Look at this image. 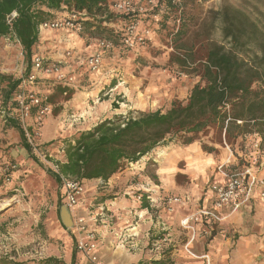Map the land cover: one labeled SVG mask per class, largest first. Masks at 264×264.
Instances as JSON below:
<instances>
[{"label":"rangeland","instance_id":"374dc122","mask_svg":"<svg viewBox=\"0 0 264 264\" xmlns=\"http://www.w3.org/2000/svg\"><path fill=\"white\" fill-rule=\"evenodd\" d=\"M200 1L201 19L206 20L224 3L248 11L256 7L264 11V0ZM147 24L152 33L145 45L135 49L115 45L114 49L103 53L102 66L98 71L92 70L87 62L94 53L93 49L97 48L90 31L82 34L68 29L40 31L33 54L60 63L63 72L74 78L69 84L74 94L68 100L65 94L56 90L58 82L53 75H42L33 83L27 81V60L22 45L13 37L0 40V75L12 80L22 78L25 92L48 95L51 106L39 135L33 140V151L38 160H34L22 147L19 132L9 126L5 116L0 114V264H44L50 257L57 259V264H73V251L76 253L74 264H94L86 253L77 248V240L84 234L76 226L79 217H85L89 229L96 232L101 256L105 263L112 262L108 264H114L115 257L122 256L121 253L128 256L127 264L150 262L146 258L137 261L133 233L140 239L139 248L145 251L164 238V233L172 232L176 240L184 239L182 244L194 241L201 252L207 250L211 238L220 231L217 226L212 229L201 223H190L195 231L182 225L181 220L194 213V202L191 210H186V216L180 219L181 211L164 199L168 195L182 200L187 196L198 200L206 192L216 163L223 160L227 152L225 142L218 143L219 137L213 133L191 145H183L177 140L159 147L138 162L125 164L108 181H84L78 205L71 210L74 227L66 229L60 221V206L66 204L62 198L66 181L59 184L48 169L56 171V161L65 160L66 138L78 134L82 131L78 128L90 125L91 121L99 123V118H92V114H86V111L94 112L97 105L106 104L108 99L118 101L115 105L127 113L137 111L135 116L142 110L165 111L173 101H185L199 80L198 76L186 74L170 63L172 48L168 30L161 29L155 20H149ZM212 38L227 44L222 37L219 20ZM91 91L95 93L93 96L89 93ZM84 113L86 118L79 119ZM73 116L77 120L73 121ZM34 120L28 119L27 126ZM222 136L224 138V133ZM251 140L252 135L247 134L228 145L237 153H248ZM203 143L214 146L216 150L212 153L204 151ZM198 155L212 159L210 163L204 159L206 168L202 174L196 171ZM140 191L149 193L150 208L142 206ZM244 212L242 225L235 232L233 248L241 238H249L248 264H264V210ZM163 222L172 224V229L163 230L166 227ZM228 233H233V230ZM178 248H171L172 252L166 254L163 264H195L191 259L195 255L188 245H183L181 254ZM108 255L113 259H106Z\"/></svg>","mask_w":264,"mask_h":264},{"label":"trees","instance_id":"16d2710c","mask_svg":"<svg viewBox=\"0 0 264 264\" xmlns=\"http://www.w3.org/2000/svg\"><path fill=\"white\" fill-rule=\"evenodd\" d=\"M112 2L0 0V40L13 37L20 42L26 53L28 78L33 48L39 41V26L71 12L85 14L79 15L84 25L80 34L90 31L93 37L120 44L125 23L141 17L138 11L115 14L111 10ZM139 6L146 8L144 23L155 20L154 15H158L155 21L161 29L168 30L172 48L170 63L186 74L198 76L199 80L185 101L175 100L165 111H140L135 116L137 111L132 110L128 116L107 118L89 130L66 138L65 160L56 161V171L48 169L59 184L63 178H73L81 184L93 179L108 181L125 164L136 163L159 147L177 140L191 145L211 133L218 135L220 144L235 142L247 134L256 135L264 147V11L258 7L248 11L224 3L206 20L201 19L200 0H157L152 7L141 0ZM14 11L17 16L8 23ZM217 20L227 44L212 38ZM22 82V78L12 80L0 75L3 105L11 112V116H4L8 125L19 132L22 147L38 160L26 136L19 107L15 100L11 101L24 88ZM56 86L59 93L66 95V100L74 94L69 85L57 83ZM31 110L29 119L35 118L38 107L32 106ZM0 114L3 115L1 111ZM202 148L208 153L216 150L206 143ZM138 195L142 206L150 208L149 193L140 191ZM57 262L50 257L44 264ZM153 262L163 264L162 260Z\"/></svg>","mask_w":264,"mask_h":264},{"label":"built area","instance_id":"2783aa9c","mask_svg":"<svg viewBox=\"0 0 264 264\" xmlns=\"http://www.w3.org/2000/svg\"><path fill=\"white\" fill-rule=\"evenodd\" d=\"M148 7L154 6L157 0H143ZM141 0H113L111 10L118 15L132 14L139 12L140 19L131 22H126L124 25L123 38L120 44L127 49H135L145 45L151 38L152 28L149 24L144 23L142 17L146 11L145 6H139ZM79 15L71 12L51 21H47L39 26V30L46 29H68L80 33L84 29V25L79 21ZM17 16L14 11L8 17V23H11L13 18ZM155 20L159 18L154 15ZM97 50L88 57V65L98 71L102 66L103 53L115 48L112 40L107 38H96ZM45 60L47 62H45ZM42 75H53L58 83L69 85L74 80L63 72L60 63L49 61L39 55H34L32 58V69L28 76L29 82L37 81ZM15 100L19 107L20 117L26 136L29 142L34 145V139L40 133V129L44 122V117L50 112L51 106L47 95L38 94L34 91L25 92L20 90L15 93L11 101ZM32 106H37L38 110L35 116L34 124L27 126L26 122L31 116ZM0 111L3 115H11L3 105L2 85L0 83ZM250 152L237 153L225 143L228 155L220 161L215 172L218 178L210 185V193L213 198V206L210 208H200L196 212L190 214L181 220V224L188 228L195 229L193 224H205L214 229L217 224L230 217L233 213L247 207L251 204L254 194L258 188L261 189L260 197L264 198V177H260V173L264 171V147L261 145V140L252 135V140L249 143ZM57 167V166H56ZM65 182V190L62 193V198L66 204L73 210L79 202L80 195L83 193V186L80 181L73 178H63ZM150 198V196H149ZM165 201L169 205H174L182 201L178 196H165ZM89 223L85 217H79L76 220V226L80 232L84 234L77 240V248L86 253L94 264H102L98 256L97 234L94 230L89 229ZM195 231V230H194Z\"/></svg>","mask_w":264,"mask_h":264},{"label":"crops","instance_id":"0c3cea01","mask_svg":"<svg viewBox=\"0 0 264 264\" xmlns=\"http://www.w3.org/2000/svg\"><path fill=\"white\" fill-rule=\"evenodd\" d=\"M96 38L97 37H95L94 41H95L96 47H97ZM97 48L93 49V51L95 52L97 50ZM49 60H51V59H49ZM89 93L91 94V96H93V94H95L94 91L93 92L91 91ZM117 103H118V101L115 102L114 99H108L106 104H105V102L102 104H99L95 107L94 112L86 111V114L87 113L92 114L91 115L92 118H99V120H98L99 122H101L102 120H105L107 118L113 119L115 117V115L116 116L117 115L125 116V114L127 113V110H124V109L116 106L115 104H117ZM104 107L108 108L109 111L106 112L105 110H107V109H105ZM103 111H105V112H103ZM127 114H130V112H128ZM8 116H11V115H8ZM74 116H73V118H75V119L73 121L77 120L76 119L77 117H74ZM82 117L86 118L85 113L83 115H80L79 119ZM47 122H50V121L48 120ZM97 124H98V122H92L91 121L90 125H87L86 127H82V128H78V129L89 130ZM50 135H48V136H50ZM227 155H228V152H226V155L223 158V160L227 157ZM197 159H198L197 162L199 165H197L196 171L199 174L200 173L202 174V172H204L205 168H206L205 164H204L205 163L204 159H206V162H209V163L211 162L212 159L204 158L202 155H198ZM218 163H216V165ZM216 165H215V167H216ZM215 167H214V170L212 172L211 183L218 178V176L215 172ZM260 177H264V171H262L260 173ZM211 183L208 185L206 192L203 195H201L198 200L197 199L192 200L191 197L187 196V197H183L184 199L180 203L174 204L175 209L177 208L178 210L181 211V214L178 215V217H180V219L182 217L186 216V210H191L190 206L193 204V202H194V206H195V210L193 212H196L200 208H210L213 206V198H212V195L210 193ZM260 191H261L260 188H258L256 190L254 197H253V200H252L250 205H248L247 207H244L241 210L233 213L230 217H228L224 221L217 224V227L220 228V231L218 233H216L211 238L210 243L207 245V250H203L201 252L197 250V245L195 243H193L194 241L188 240V242H184V244H182L184 239L177 238V240H176L175 235L172 237V235H173L172 232H168L167 234L164 233L163 234L164 238H160V240H158L157 243H153V247L150 250L145 251V250L139 248L140 239H139V237H134L135 233H133V238H132L133 241L132 242H133L134 248H137L136 254H134L138 258L137 261L139 262L141 259L146 258L147 260L150 261L147 264H155L153 261L163 260V258H165V256H166V254H169V252H172L171 251L172 247L178 246L179 248L177 249V251H179V254H181V252H183V249H182L183 245H184V247H186V245H188V247H190L192 249L191 250L192 253L195 255L194 256L195 258H191L195 262V264H206V261H207V264H248V262H250V261H247V259L250 257V249H251V243L248 241L249 238H245V237H243V239L241 238V240L237 241L236 246L234 248H233V243H234L233 239L236 236L235 232H237V230L240 229V226L242 225L241 220L243 218V214L245 213L244 212L245 210H248V211L256 210V209L264 210V198L260 197ZM59 217H60V214H59ZM139 223L140 222H138V225H139ZM162 224L165 225L164 222ZM167 225H165L166 227H163V230L164 229L165 230H169V229L171 230L172 229L171 228L172 224H167ZM203 225H205V224H203ZM154 227L156 228V226H154ZM135 228H137V227L135 226ZM230 230H233V233H228V232H230ZM135 232H138V231H135ZM231 234H233V235H231ZM98 237H99V233H98ZM244 239H246V240H244ZM97 242H98V239H97ZM173 242H175L176 245L173 244ZM161 247L163 248L162 250L160 249ZM194 248H195V250H193ZM73 253H74V251H73ZM73 253H72L71 262L74 264L76 262V259H75L76 253H75V257H73ZM97 253H98V256L101 259L102 263L104 264L105 260L101 256L102 252H101L99 243H98ZM174 253H176V249H174ZM121 254H122V256L115 257L114 264H127L126 261L128 260V256L123 255V253H121ZM110 258H111L110 255H108L106 257V259H110ZM212 258H213V260H212ZM111 259H113V257ZM205 259H207V260H205ZM107 262L105 264L112 263L111 261H109L108 263Z\"/></svg>","mask_w":264,"mask_h":264},{"label":"water","instance_id":"95a60500","mask_svg":"<svg viewBox=\"0 0 264 264\" xmlns=\"http://www.w3.org/2000/svg\"><path fill=\"white\" fill-rule=\"evenodd\" d=\"M59 214H60V220L62 225L66 229H70L74 227V217L72 215V211L70 207L67 204H62L59 209Z\"/></svg>","mask_w":264,"mask_h":264}]
</instances>
